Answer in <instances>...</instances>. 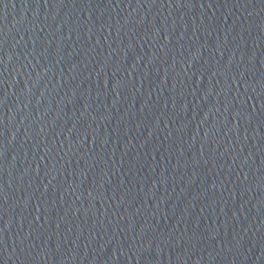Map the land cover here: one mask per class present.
Listing matches in <instances>:
<instances>
[{
    "label": "water",
    "instance_id": "water-1",
    "mask_svg": "<svg viewBox=\"0 0 264 264\" xmlns=\"http://www.w3.org/2000/svg\"><path fill=\"white\" fill-rule=\"evenodd\" d=\"M0 264H264V0H0Z\"/></svg>",
    "mask_w": 264,
    "mask_h": 264
}]
</instances>
